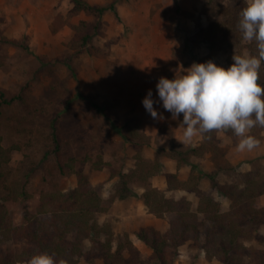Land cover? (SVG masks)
Segmentation results:
<instances>
[{"label":"rangeland","instance_id":"obj_1","mask_svg":"<svg viewBox=\"0 0 264 264\" xmlns=\"http://www.w3.org/2000/svg\"><path fill=\"white\" fill-rule=\"evenodd\" d=\"M84 1L94 6L115 2L120 18L110 11L101 16L74 13L71 0H0V136L4 147L15 146L3 169L0 195L8 183L29 193L59 190L69 194L76 185V176L66 174V169L60 172L59 167L73 158L76 169L87 175L90 184L100 186L102 195L110 197L117 187L118 174L134 167L137 152L152 160L158 150L173 144L186 149L197 143V136L190 143L180 142L183 114L173 120L162 102L154 103L164 116L163 120H154L142 100L151 89L153 99L158 101L156 84L160 77L179 76L209 55L204 43L186 45L198 27L207 25L208 0ZM243 1L247 4V0ZM57 15L67 24L52 34L50 24ZM79 23L91 36L85 47L71 43V25ZM241 45L242 48L217 52L203 62L212 60L227 68L234 62V55H258L255 40L245 41L242 37ZM92 103L100 105L107 117L93 109ZM129 125L143 138L126 141L113 129L125 133ZM249 134L260 141L251 155L247 150H237L236 135L218 138L224 153L219 158H238V174L245 170L243 164L248 157L252 158L250 164L258 160L264 168V129L257 126ZM98 156L109 165L97 171L90 164ZM159 159L162 165L170 163L163 157ZM225 167L218 177L239 182L235 169ZM131 189L137 192V188ZM138 198L133 195L124 202L129 200L136 207ZM260 200L264 205V196ZM127 206L121 202L117 210L124 213ZM108 213L99 215L98 222L109 223L112 229L123 222L122 218L107 217ZM113 234L114 245L123 241V231ZM244 244L248 247L245 264L264 263V226ZM24 246V241L9 244L15 251ZM83 247L92 251L87 240ZM198 249L196 244L185 243L172 264H221L199 258ZM150 251L138 250L143 264H152ZM79 264L103 262L89 256Z\"/></svg>","mask_w":264,"mask_h":264},{"label":"trees","instance_id":"obj_2","mask_svg":"<svg viewBox=\"0 0 264 264\" xmlns=\"http://www.w3.org/2000/svg\"><path fill=\"white\" fill-rule=\"evenodd\" d=\"M73 12L95 13L98 16L112 12L117 19L119 13L116 3L94 6L84 0H71ZM246 3L243 0H208L207 25L198 27L187 40L186 45H207L209 55L198 60L202 63L217 52L242 48V32L238 27L240 13ZM60 15L54 17L50 32L55 34L64 25ZM75 46L85 47L91 36L83 31V24L71 25ZM240 50V49H239ZM259 82L264 85V63L259 70ZM101 116L107 117L101 106L92 103ZM124 140L139 141L143 136L130 125L121 129L113 127ZM264 129V128H263ZM222 131L227 137L236 138L231 129L212 130L201 136L195 147L183 148L173 144L168 149L157 151L152 160L144 159L139 152L134 156V167L118 174V184L112 196L104 197L100 186H92L87 175L76 169L77 161L69 158L61 165L60 172L76 176V185L69 194L59 190L29 193L17 184L3 185L0 195V264H20L29 261L37 253L54 254L57 264H79L89 256L99 257L103 264H143L137 248L123 234V241L114 245V232L109 223L98 222L99 215L110 209L114 199L124 200L136 195L132 188L142 189L140 198L149 214L164 219L167 229L163 232L151 227L141 228L136 236L151 250L152 264H172L179 248L187 242L196 244L204 253L207 261L216 260L221 264H245L248 247L245 241L264 226V168L260 161L251 162L250 170L237 175L239 182H215V174L230 166L219 147L217 133ZM15 146L4 147L0 136V180L3 169L11 159ZM209 155L215 171L203 173L199 166L190 159ZM160 157L176 162L177 169L183 165L190 166L188 178L179 181L177 174H164L167 190L182 189L198 195L196 208L186 199H173L165 196L164 191L151 185V179L160 174L163 168ZM219 160L223 162L220 164ZM109 164L100 156L91 162L93 170H101ZM64 172V173H65ZM236 173V172H235ZM210 181L209 192L200 191L198 186L202 178ZM216 192L229 201L224 209L211 192ZM91 243L92 251H85L84 241ZM24 241L25 246L15 251L9 244ZM93 259V258H92ZM264 264V263H262Z\"/></svg>","mask_w":264,"mask_h":264},{"label":"clouds","instance_id":"obj_3","mask_svg":"<svg viewBox=\"0 0 264 264\" xmlns=\"http://www.w3.org/2000/svg\"><path fill=\"white\" fill-rule=\"evenodd\" d=\"M238 27L245 41H256L258 55H234L225 68L212 60L193 63L174 78L160 77L156 90L159 100L148 90L144 108L154 120H163L154 103L177 120L183 119L182 143H190L198 135L212 130L231 129L239 138L238 151H251L260 141L250 135L254 127L264 128V85L259 70L264 63V0H247L240 13ZM28 264H57L54 254H34ZM64 264V262H61Z\"/></svg>","mask_w":264,"mask_h":264},{"label":"crops","instance_id":"obj_4","mask_svg":"<svg viewBox=\"0 0 264 264\" xmlns=\"http://www.w3.org/2000/svg\"><path fill=\"white\" fill-rule=\"evenodd\" d=\"M221 138V136H226L224 133H217V138ZM263 136V139H264V134H262ZM227 137V136H226ZM196 142L194 145L190 144L189 146L190 147H195L197 146L200 141H201V135H198L196 137ZM239 142V140L237 141ZM261 151L260 148H257V151ZM251 153V151H249V154ZM251 155V154H250ZM229 165L230 166H233L235 171L237 172V163H238V158L234 157V158H230L229 156H225ZM205 158V159H203ZM201 159V160H199ZM203 159V160H202ZM248 161H251L252 158H247ZM245 162L243 165V169L245 170H241L242 172H247L250 170V163L249 162ZM167 162H170L169 165L167 166V163L163 164V167L165 169H163V171H161V175L158 174L156 176H154L152 179H151V185L159 190H162L164 191L165 193V196L168 197V198H173V199H186L187 201H189L191 203V206L192 208H196L197 206V203H198V195L194 192H191V191H185V190H182V189H177V190H167V183H166V178H165V175L164 174H167V173H172V174H177V178L179 181H185L187 178H188V175H189V172H190V166L189 165H183L181 166L179 169H177V166H176V162L173 161V160H168ZM190 162L193 163V164H197L200 168V170L203 172V173H211L213 171H215V168H214V164L212 161L209 160V155H204L203 157L201 158H191L190 159ZM220 173H216L214 178L215 180L219 183V184H223L225 183L226 181L222 178V177H218ZM228 182H231V181H228ZM199 190L200 191H203V192H209L211 190L210 188V181L208 179H206L205 177L201 179L200 183H199V186H198ZM143 190L142 189H137V196L139 197L138 201H137V205L136 207H134L133 205V202L132 204L130 202H128L129 200H127V202H124V200H121V201H114L113 202V205L114 206V209L112 208L110 211H108V216L107 217H111L112 219L115 218V217H118V218H122L123 219V222L121 221V224H119L118 226H113V231L117 234H119L120 232H124V233H127L128 234V237H129V240L132 242V244L139 250V251H142V250H147L148 248L145 246V244L139 240L136 236V232L138 230H140L141 228H146V227H151V228H154L155 230H158L160 232H163L167 229V223L164 219H160V218H157L155 216H153L152 214H149L147 212V209L146 207L144 206L141 198H140V195L142 194ZM212 195L215 197V199L222 205V207L224 209H227L228 206H229V201L219 195L218 193H216L215 191L214 192H211ZM130 197L126 198V199H129ZM219 198H222L224 199V202H220L219 201ZM118 202V203H117ZM123 202V203H128V206L127 208L125 209V212L124 213H120L117 208H121L120 207V203ZM263 205V204H262ZM111 206V207H112ZM124 210V209H123ZM150 250V249H149ZM180 250V248H179ZM196 251V250H195ZM151 252V251H150ZM179 252V251H178ZM196 252L199 253V258H204L205 260V257H204V253L198 249Z\"/></svg>","mask_w":264,"mask_h":264}]
</instances>
